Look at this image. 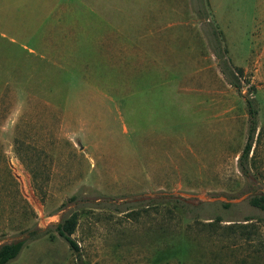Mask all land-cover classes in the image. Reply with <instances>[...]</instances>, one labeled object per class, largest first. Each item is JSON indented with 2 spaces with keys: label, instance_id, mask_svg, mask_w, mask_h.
I'll return each instance as SVG.
<instances>
[{
  "label": "rangeland",
  "instance_id": "374dc122",
  "mask_svg": "<svg viewBox=\"0 0 264 264\" xmlns=\"http://www.w3.org/2000/svg\"><path fill=\"white\" fill-rule=\"evenodd\" d=\"M260 195L264 0H0L7 264H264Z\"/></svg>",
  "mask_w": 264,
  "mask_h": 264
},
{
  "label": "trees",
  "instance_id": "16d2710c",
  "mask_svg": "<svg viewBox=\"0 0 264 264\" xmlns=\"http://www.w3.org/2000/svg\"><path fill=\"white\" fill-rule=\"evenodd\" d=\"M239 71L242 72L241 68ZM223 73L229 77L226 69H223ZM230 83L233 84L235 87H237L239 90L241 87L237 82L234 80L229 79ZM247 105H248V112L250 115V127H249V134L247 137L246 144L240 154L239 159L242 161L244 159H248L249 154L252 151L253 148V142L255 138V134L257 132L258 124H257V111L253 105V102L251 99L247 100ZM250 203L253 206L260 207L264 209V195L260 196H254L250 199ZM78 222V216L76 213H73L70 217L61 220L58 224V230L59 234L64 237V239L69 243L70 247L74 251H78L79 247L77 244V241L72 237L76 226ZM23 242L18 241V242H12V243H6L0 246V264H7L11 260L15 259L19 253L21 252L23 248Z\"/></svg>",
  "mask_w": 264,
  "mask_h": 264
},
{
  "label": "crops",
  "instance_id": "0c3cea01",
  "mask_svg": "<svg viewBox=\"0 0 264 264\" xmlns=\"http://www.w3.org/2000/svg\"><path fill=\"white\" fill-rule=\"evenodd\" d=\"M149 28L151 30L155 29V27H151V26ZM196 74H198V71L193 73V75H196ZM184 90H186V92H189L191 95H192V93L196 94L192 98V101H193L194 105H202L204 103V100H199L198 99V96L202 95L203 92L205 91V90H202L199 86H196V85L195 86H190V87H188V88H186ZM210 92L213 93L214 97L211 99L212 103H210L209 105H219V103L221 101V91H220V89L214 90V91H210Z\"/></svg>",
  "mask_w": 264,
  "mask_h": 264
}]
</instances>
